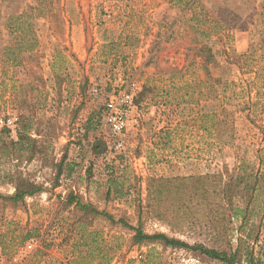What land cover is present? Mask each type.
<instances>
[{
  "label": "rangeland",
  "instance_id": "374dc122",
  "mask_svg": "<svg viewBox=\"0 0 264 264\" xmlns=\"http://www.w3.org/2000/svg\"><path fill=\"white\" fill-rule=\"evenodd\" d=\"M187 2L0 0V118L19 120L0 126V264H224L162 241L137 244L132 231L69 204L72 197L133 225L141 200L146 233L239 250L240 264H264V180L225 208L209 205L222 195L201 192L178 211L176 188L153 201L150 178L201 177L202 188L219 192V175L256 173L264 160V0ZM222 9L237 14L234 28L223 25ZM10 12H26L10 20L23 33H8ZM202 45L222 65L214 76L235 86L203 83ZM130 82L138 91L118 151L100 120L107 94ZM248 102L259 103L252 117L240 111ZM223 107L228 125L213 127ZM222 132L230 145L217 139ZM30 184L40 191L8 198ZM217 212L225 217L213 223Z\"/></svg>",
  "mask_w": 264,
  "mask_h": 264
},
{
  "label": "trees",
  "instance_id": "16d2710c",
  "mask_svg": "<svg viewBox=\"0 0 264 264\" xmlns=\"http://www.w3.org/2000/svg\"><path fill=\"white\" fill-rule=\"evenodd\" d=\"M4 2H11L12 0H3ZM183 1L185 0H170V2L173 3V5H181L183 3ZM194 2L193 5L191 6L190 9H193L196 5V3L198 2V0H188L187 2V6H189V4L191 2ZM222 11H227L228 12V17H225L224 21H222L223 25L227 28H234L237 24H238V16L237 14H235L234 12L228 11L226 9H222ZM24 16H26V12H17V13H13L10 12L8 14V21H7V25L8 26V33L10 34H14L15 31H19L21 33H23V29L21 28L22 25L17 26V30L14 29L12 30V27L14 26V24H12V22H10L11 19H21ZM234 17V18H231ZM16 25V24H15ZM6 26V27H7ZM21 40L17 46L22 45L23 42V38L21 37ZM23 47V46H21ZM10 48H3L4 51H8ZM201 55L200 57L203 60V70L205 72L206 78L204 79L203 83L208 86L211 89H215V86L220 87L223 86L226 88H228L229 86H235L236 83L235 81H231V82H224L221 79V77H215L214 76V69H218L219 67L222 68V65L220 64V62L216 59V55L215 53H213V50L210 46L207 45H202L199 49ZM242 57H245L247 61L252 59V51L242 55ZM231 64V63H230ZM225 67V66H224ZM173 80V79H172ZM230 83V84H229ZM248 86H252L253 82H248L247 83ZM175 85V84H173ZM192 89H196L198 88L199 84H191L190 85ZM146 92V89H144L143 93H141V97L144 96ZM249 96V99L252 101V98H250L251 96ZM216 97V96H214ZM249 100V101H250ZM135 101V98H134ZM246 104V103H245ZM251 104V105H250ZM259 103H251L248 102L247 106L244 105V107L240 110V111H244L245 109H248V116L252 117V106L253 105H257ZM199 105V104H198ZM249 105V106H248ZM242 107V106H241ZM264 107V106H263ZM222 114L224 116V118L221 121H218L217 124L213 125V127H217L221 126V125H228V119H229V110L226 107H223L222 109ZM216 117V116H215ZM219 140H221V143L224 146L230 145L231 144V139L227 140L226 137L223 135V132L221 135H219V137L217 138ZM94 153L99 154L101 153V150H98V148L96 150H94ZM259 169L257 170L256 173H244V174H236V173H232V174H228V177L225 179V181H223V174L219 175L220 176V181H221V185L219 188V192L214 188L211 190V188H208L209 185L205 186L204 188H202L201 186V177L197 178L196 177H189V178H150L149 180V187L150 190L154 189V193L155 196L153 198V201L158 202L165 198V197H169V194H171V191L173 188H176L177 193L181 194L183 196V199H181V203L178 207V211L183 209V206L185 208V206L187 205V199L188 196H190L191 198L193 196H196L198 194H200V198L201 199H209L210 195L215 194L218 197L222 195V202H217V200H209V205L214 209V207L217 208H225L227 203L232 204L233 199L235 197L238 196L239 193L243 192V191H252L253 195L256 194V190L259 189V183L262 182V180H264V169L262 167H264V160L261 158L260 159V164H259ZM155 186V187H154ZM218 187V186H217ZM218 189V188H217ZM40 191V188L30 184L26 187H20L16 190L15 194L12 196H9L8 198H10L13 202L18 203L24 200V198L26 196H33L36 193H38ZM151 200V198L149 197V201ZM191 200V199H190ZM139 208H140V212L138 214V222L137 225H133L132 223H130L129 219L126 216H122L119 219H116L114 215L109 214L105 211H99L96 208H93L92 206H85L83 205L78 199L76 198H71L70 200H68L69 204H76L77 206L81 207L84 210H88L91 209V211L96 214V215H100L106 219H108L109 221H111V223L113 225H121V227L130 230L134 233V241L137 244H142L144 242H151V241H162L164 242L167 246L173 247V248H187L190 249L191 251L194 252H199L201 255H204L212 260L215 261H219L222 262L224 264H240L242 261L241 255H240V251H222V250H218L215 248H209L208 246H206L205 244L202 243H195L193 245L175 238V237H170L164 233H156V234H149L146 233L144 230V222H143V216H142V201L139 200ZM250 203V202H249ZM148 207H154L151 204L148 205ZM218 210V209H217ZM220 212L214 213L213 214V218H211V220L213 221V223H215L216 221L222 222L221 219L225 217L224 215H219ZM264 253V251H263ZM262 257L264 258V254H262ZM102 261H100L98 264H101ZM29 264V263H27ZM247 264H262V258H259L258 260H248Z\"/></svg>",
  "mask_w": 264,
  "mask_h": 264
},
{
  "label": "built area",
  "instance_id": "2783aa9c",
  "mask_svg": "<svg viewBox=\"0 0 264 264\" xmlns=\"http://www.w3.org/2000/svg\"><path fill=\"white\" fill-rule=\"evenodd\" d=\"M94 91L100 93L101 90L96 88ZM137 91L138 85L135 82H130L124 89L113 91L106 96L100 120V132L105 134L106 143L112 145L115 150L121 151L125 149L124 136L128 129ZM18 122L17 116L0 118V126L9 129L16 128ZM37 245L38 243L35 239H30L26 248L29 251H33L37 248Z\"/></svg>",
  "mask_w": 264,
  "mask_h": 264
}]
</instances>
